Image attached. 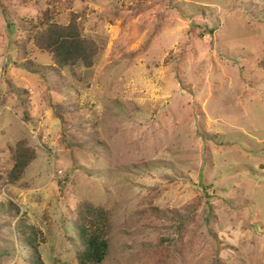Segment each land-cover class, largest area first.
I'll use <instances>...</instances> for the list:
<instances>
[{"label": "rangeland", "instance_id": "374dc122", "mask_svg": "<svg viewBox=\"0 0 264 264\" xmlns=\"http://www.w3.org/2000/svg\"><path fill=\"white\" fill-rule=\"evenodd\" d=\"M50 24L91 64H56ZM84 203L101 264H264V0H0V264H30L21 219L80 264Z\"/></svg>", "mask_w": 264, "mask_h": 264}, {"label": "trees", "instance_id": "16d2710c", "mask_svg": "<svg viewBox=\"0 0 264 264\" xmlns=\"http://www.w3.org/2000/svg\"><path fill=\"white\" fill-rule=\"evenodd\" d=\"M36 37L39 46L50 52L56 64L62 68L72 67L78 63L90 65L92 62L95 51L86 43L74 25L61 28L57 24H50L43 33ZM26 165L27 159H19L14 174L23 173ZM12 207L15 209L13 211L15 219L20 211L14 204ZM1 218L0 214V220ZM79 227L82 241V249L78 253L80 264H101L106 258L109 248L106 235L109 221L105 211L95 208L92 204L84 203L79 209ZM16 233L22 237L30 250V264H43L35 228L21 219L17 224ZM4 254L9 255V250H5Z\"/></svg>", "mask_w": 264, "mask_h": 264}]
</instances>
